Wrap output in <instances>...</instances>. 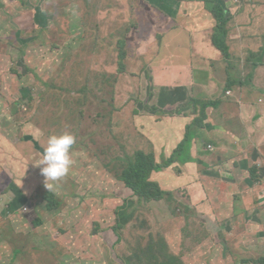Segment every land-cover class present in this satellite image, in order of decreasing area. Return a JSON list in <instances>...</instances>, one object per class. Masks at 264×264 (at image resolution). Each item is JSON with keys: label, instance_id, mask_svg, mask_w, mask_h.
I'll return each mask as SVG.
<instances>
[{"label": "rangeland", "instance_id": "374dc122", "mask_svg": "<svg viewBox=\"0 0 264 264\" xmlns=\"http://www.w3.org/2000/svg\"><path fill=\"white\" fill-rule=\"evenodd\" d=\"M97 1L93 5L84 0H0V264H156L153 260L147 263L148 259L156 256L163 260L158 246L166 250L165 245L170 250L168 253L164 252L166 260L167 254H172L177 257L175 263L178 261V264L259 263L264 258V199L255 209L253 223L244 217V211L252 205L249 201L244 204L233 203L236 209L233 218L225 211L220 217L215 213L212 217L207 216L214 208V197L211 195L217 188L221 204L224 203L225 208L234 200L232 195L225 194L228 181H221V176L211 178L216 185L205 184L209 198L206 196L204 201L198 203L199 212L187 209L184 205L186 197L176 192L169 193L166 201L142 205L133 203L128 208L127 215L136 211L137 218L125 228L122 240L116 243L117 237L104 231L114 221L117 201L120 202L130 193L126 188L120 191L123 186H118L117 177L104 169L102 159H106L108 147L104 135L118 138L122 133L125 141H119L117 153H127L129 156L134 154L139 139L132 130L138 127L136 122L146 124L155 121L162 107L166 104L176 105L179 97L188 94V88L180 84L181 88L175 86L180 83L182 73L185 79L181 83H190L191 87L200 85L201 79H207L213 87L221 86V91L225 88L224 82L230 84L229 88L235 96L241 94L240 89H243L246 97L255 98L254 85L257 82L254 76L264 65L253 67L246 58L252 59L254 53L256 58L259 57L264 48V21L257 27L253 24L250 13H243L246 29L256 28L254 32L257 31V43L232 30L234 22H231L227 38L230 56L227 58L210 41L215 22L201 26V30L200 27L194 29L193 23L189 25L197 16L198 10L192 8L190 0H165L162 7L170 15L174 16L179 11L174 18H164L160 23L161 39L155 38L151 42L142 41L149 37L148 34H152L153 29L155 33L158 26L152 27V19L156 17L147 10L144 0H100L98 4ZM97 6L95 11L94 7ZM68 20L70 33H65L61 38L56 25L64 26ZM85 23L91 30L92 37L91 34H86ZM135 23L139 25L137 33L134 32ZM205 24L207 23L201 25ZM44 26L46 28H42ZM128 26L131 31L126 32ZM125 32L129 44L131 43L129 47L133 48V66L116 80L102 78L103 71L117 70L118 53L114 48V41L118 36H124ZM95 37L96 50L93 51ZM160 41L163 42L160 44ZM142 49L144 52L140 54ZM3 52L8 58L1 56ZM141 55L142 57H137ZM152 57L157 59L153 63ZM13 64L29 77L28 84H24L26 80L23 81L24 87L16 82L19 79L15 75L14 80L5 77L9 71L5 68H11ZM89 71L99 75H95L101 83L97 84V88L103 90L101 96H95L97 103L106 94H114L113 104L111 103L113 108H108L111 111L108 119L96 120L99 121L97 125L91 123V126L95 125L92 138L101 141L95 144L88 141L87 146L78 144L74 148L73 145L70 150L73 163L68 171L70 177L59 181L61 184L58 181H48L53 184L48 190L40 166H36L43 158L41 151L38 150L37 155L33 154L29 161L12 145L20 140L17 128L19 124L22 125L15 120L14 114L18 112L22 118L26 115L30 119L33 117L43 121L45 112L41 109L33 114L23 113L20 110L23 106L21 100L31 107L34 104L36 106L37 100L40 101V104H45L42 110H47L49 115L53 112L50 109L52 106H68L67 102L73 99L70 96L60 99L55 96L59 89L53 87H67L66 83L70 87L83 86ZM226 72L238 78L243 85L236 83L234 78H229ZM263 75L264 71L261 76ZM170 77V81H173L172 91L164 89ZM262 77L261 81L264 82ZM25 85L31 90H23ZM46 85L51 88L54 96L44 95ZM217 95L216 91L215 97ZM31 100L36 101L32 103ZM252 104L242 103L239 107L235 106L231 113L248 117L250 107L254 111ZM69 107L70 105L65 110L62 122L61 118H54L59 121L54 126L55 129L58 130L61 124H65L68 132L83 125V122L71 119L68 110L72 108ZM227 107L228 104L214 115L222 123ZM135 108L140 111L139 115L134 113ZM180 108L181 105L178 109ZM10 109L14 114L10 113ZM216 117H213L214 121ZM115 120L120 121L119 129L114 127ZM34 125L36 126L35 123ZM31 126L24 125L23 132L33 133ZM100 126L107 131L98 128ZM40 137L41 134L33 136L36 141H40ZM205 139L208 141L210 137L206 136ZM215 142L220 146L216 140ZM89 144L106 151L100 154L97 149L88 147ZM185 146H189V140ZM111 151L113 155V150ZM186 153L187 150L183 149L174 154V158L185 156ZM220 154L218 148L211 155L215 168L222 164L218 160ZM161 171L162 168L152 175L153 180L163 189L182 188L193 182L177 181L179 178H186L185 173L176 178L172 171L169 176L162 175L164 179H172L161 182L157 175ZM5 188L8 189L6 194L1 192ZM239 189L243 190V186L240 185ZM47 191H52L60 202L55 212L45 209L43 195ZM188 192L190 198L196 200L191 186ZM261 197L264 195L259 196L257 201ZM217 198L219 196L214 200ZM217 205L218 203L215 208ZM37 207L39 209L36 210ZM37 214L41 215L45 223L39 228H33L32 219ZM60 229L68 231L64 233ZM98 231L100 234L96 233ZM139 247L142 255L138 253Z\"/></svg>", "mask_w": 264, "mask_h": 264}, {"label": "trees", "instance_id": "16d2710c", "mask_svg": "<svg viewBox=\"0 0 264 264\" xmlns=\"http://www.w3.org/2000/svg\"><path fill=\"white\" fill-rule=\"evenodd\" d=\"M86 3H94L96 0H84ZM188 1V0H185ZM190 1H195V0H190ZM200 1L204 5V10L208 13L206 15H209L208 18V24L211 22H215L216 24L212 27L213 33L211 34L210 41L211 43L219 49L224 56H227V58L230 56L229 54V48L230 45L228 44L227 38H228V33H229V27L230 23L232 21V17H234V14L231 12L229 6H228V1L227 0H196ZM239 1V0H237ZM236 1V3H237ZM100 2V0L97 1V4ZM147 2V4H146ZM165 0H144L143 4L147 7V10L151 13H154L155 19H152L151 25L152 27L158 26L155 30H152V34L154 33V36L152 37V34H148V38L144 39L142 42H151L154 41L155 38L160 37V29L162 23L164 21V18H174L177 14L178 11L175 13L174 16L170 15L168 11H166L162 6L164 5ZM230 3H234V0H230ZM95 11L98 9L97 7H94ZM184 11V10H183ZM161 14V15H159ZM69 17V16H68ZM162 19V20H161ZM187 19V18H186ZM69 20L64 23V26L56 25V27L59 30V35L62 38L65 33H70L69 31ZM164 26V25H163ZM201 26H207L201 25ZM200 26L199 30L202 29ZM86 34H91L92 37V32L91 30L86 26ZM46 28V26L42 27ZM96 28L98 29V26L96 25ZM208 29V28H207ZM131 31V27H127V31ZM139 30V25L135 23L134 25V32L137 33ZM126 32L124 36H118L115 38L114 41V48L116 49L118 53V61L117 65L118 68L114 72H108V71H103L102 78H105L107 80H116L118 79L122 74L128 72V69H131L133 64H131V58L134 55L132 52L133 48H130ZM166 33V32H164ZM159 35V36H158ZM163 35V34H162ZM85 37V36H84ZM83 37V38H84ZM98 37V36H97ZM97 37H95L94 42H93V51L96 50V41ZM151 37V39H150ZM161 39V37H160ZM159 39V40H160ZM141 40V36L139 37V41ZM139 41H135V43H139ZM163 41H160V44ZM141 45V44H140ZM255 45V44H254ZM252 46V48L254 47ZM138 46V45H137ZM251 48V49H252ZM23 50V49H22ZM23 52H25L23 50ZM143 49L141 50L140 54H143ZM255 52V51H254ZM250 54V53H249ZM22 56H25V53L22 54ZM138 58L142 57L137 56ZM129 58V59H128ZM264 48L261 50V54L259 57L256 58V55L254 53V57L250 59L247 57V62L251 63L253 67H256L257 65H264ZM152 63L155 62L157 59L151 58ZM159 63V62H157ZM14 71L16 69H13ZM30 72L34 74V71L32 69H29ZM19 76H23L22 73H20V70H17L16 72ZM229 78H234L237 82L241 83L238 78L233 76L231 73L226 72ZM97 73H94L93 71H89L87 75L84 78V82L86 83L83 86H75V87H70V84L66 83L67 87H53L55 89H59V91L55 92V96L59 97L60 99H63L65 96H70L73 99L71 101L67 102L68 106L72 109H69V114L71 115L72 120H79L83 122V125L78 127L75 131H68L69 133H72L75 136V143L74 146H77L78 144H84L88 145L87 142L90 141L92 144H95V142H100L99 140H95L92 138V135L94 133V128L95 125L98 124L99 121L96 120H101V119H108V115L111 113L109 109H112L113 106V99H114V94H106L103 96L100 101L97 103V100L95 96H101L103 90L101 91L100 89L97 88V84H101L97 78H95V75ZM35 75V74H34ZM97 76H99L97 74ZM225 88L224 90L217 95L216 97L213 96H199L195 94V97L191 100L194 104L195 112L197 113L196 117L193 119L194 123H190L188 125V133L186 134L185 138L183 141L180 143L178 148L173 151L170 157L168 158H163L161 162L157 161L156 154H155V139L151 135L150 131L146 130L143 127V124H137L138 127L133 128V134H136L138 136V148L135 150L134 154L132 156L127 155V153H117L116 149L120 148V142L119 141H125L124 137L122 136V133L117 137H110L107 135H104V139L107 141L108 147L107 149V156L106 159H102V164L104 169L113 174V176L117 177L116 182H118V186H123L120 188V191L122 192L124 188L129 191L130 195L128 197H125L120 199V202L117 201V205L114 208V221L113 223L109 226V228L105 229L104 232L108 234H114L117 239L116 243H119L122 240L123 236V231L125 228L130 225L136 218H137V212L130 213L127 215V210L129 207L132 206L133 203H137V205H142V204H150L151 202H157V201H163L167 199L168 194H172L173 192H176L178 195L181 193V195L188 197V190L185 188L180 189V188H175L173 190L170 189H163L158 182L154 181L152 179V174L154 171H157L159 169H163L166 167L171 166L173 163L177 161H187L192 158L191 153H190V130L194 125V130L197 129V127L205 126L206 121H209L212 116V109H214L218 103H221L223 100L226 99V91L230 87V84L225 83ZM31 90V88H29ZM51 88L46 85V92L44 93L45 96H48L51 94ZM230 91V90H229ZM228 91V93H229ZM33 92H31L30 95H32ZM47 94V95H46ZM54 96V94H51V97ZM225 97V98H224ZM32 103H34L36 100H31ZM38 101V100H37ZM112 103V104H111ZM73 104V105H72ZM45 104H38L33 107L25 103L24 106H26V109L24 106H22V109H20L23 113H35L37 110L41 109L42 112H45V119L43 121H40L39 119L36 118H29V116L23 115V119L18 112L15 114V120H18L19 124L17 128V135L19 136L20 140L18 142H14L12 144L14 148L18 150V152L23 156L31 161V156L35 154L38 150L41 151V154L43 155V150L44 147H46L47 140L49 136L53 135V132L56 131V134H62L64 132H67V126L65 124H61V126L57 129L54 128L55 125L59 123V121H55L54 118H58V120L61 118L60 122L63 121V116L65 114V110L68 108V106H61L59 108H54L53 106L50 108L53 110L48 115L47 110H42L43 106ZM72 105V106H71ZM30 106V107H29ZM69 107V108H70ZM74 107V108H73ZM49 109V110H50ZM19 110V109H18ZM17 110V111H18ZM19 110V111H20ZM120 111V110H119ZM134 113L140 114V111L138 108L134 109ZM73 116V117H72ZM115 125L114 127L120 128V121L115 120ZM36 124V126L34 125ZM91 123L95 124L94 126H91ZM31 124L33 126H31ZM24 125H30L32 127L33 133L31 134H26L23 132V127ZM35 126V127H34ZM102 129L104 132L107 131L106 128L100 126L98 127ZM40 141H36L33 136H39ZM130 136V135H129ZM189 140V146H185L186 142ZM144 141H146L144 143ZM24 147L27 149L24 150ZM88 147H92L97 149V151L100 154H103V152L99 148H96L92 145L89 144ZM91 149V148H90ZM111 149L113 150V155L111 154ZM183 149L187 150V153L185 156H181L178 158H174V154L178 153L179 151H182ZM37 155V153L35 154ZM74 168V167H73ZM70 174L67 173L63 178H61L59 181H65ZM58 181V184L60 183ZM1 184V182H0ZM61 184V183H60ZM7 188L1 189V192L6 194ZM120 194V193H118ZM43 198L45 199V209L49 212H55L60 205V202L57 200L56 195L52 191H47L44 195ZM172 198H170L171 200ZM173 201V199H172ZM187 209H191L190 203H184ZM39 209V207L36 208V210ZM45 221L43 218H41L40 214L35 215V217L32 219V224L33 228H39L43 226ZM99 228V226H98ZM62 232L66 233L68 231H65L63 229H60ZM97 234H100V231L96 232ZM109 238H107V243H108ZM105 242V241H104ZM161 245H164V243H161ZM142 247V246H141ZM141 247H139V254L142 255L141 253ZM36 249V247H33ZM160 252L163 254L164 261L159 258V257H151V259H148L147 263H150L151 260L156 261V264H178V261L175 263V260L177 257L167 254V260L166 257L164 256V252H170L169 247L165 245V249H162V246H158ZM152 247L149 248L151 251ZM166 260V261H165ZM256 264H264V258H262L259 263L256 262Z\"/></svg>", "mask_w": 264, "mask_h": 264}, {"label": "crops", "instance_id": "0c3cea01", "mask_svg": "<svg viewBox=\"0 0 264 264\" xmlns=\"http://www.w3.org/2000/svg\"><path fill=\"white\" fill-rule=\"evenodd\" d=\"M227 1L231 12L234 14V17H232L234 28L232 30L243 36L250 37V41L257 43V37H255L257 31L254 32L256 28L253 30L246 29V26L243 24V13L248 11L252 17L253 24L257 27L260 26L264 21V0H234V3H230V0ZM190 5H193L192 8L198 10L197 16L194 17V20L189 22V25H192L193 23L195 29L200 27L201 24L207 23V17L209 15H206L208 13L204 10L203 3L195 0L192 1ZM208 25L209 24L207 23V26ZM201 37H204V35H201ZM1 54L2 57L8 58L7 55H3L4 52ZM156 65L158 67L159 63ZM172 65L174 64L172 63ZM5 69L9 70L5 75L6 78L14 80L13 75H15L19 79L16 81L18 84H21L23 87L25 82L28 84L29 77L24 74L23 71H20L23 76H19L16 73L17 70H19L18 66L13 64L11 68ZM13 69L16 70L14 71ZM263 71L264 68L260 69L257 75L254 76V79L257 82V85H254L256 91H254L256 94L255 98L246 97L243 89H240L241 94L235 96L232 89L228 88L226 96H229L211 110L212 116L209 121H206V125L197 127L196 130H194L193 125L189 132L190 153L192 156L190 160L184 162L181 160L177 161L171 166L163 168V171L157 172L158 178L161 182L170 181L172 179L162 178L163 174L169 176L170 171L173 172V176L176 178L179 174L185 173L184 176H186V178H179L177 181H193L191 184L183 186L180 189L185 188L188 190L190 186L192 191L194 189L196 200H194L193 197L190 198L188 192V197H186L185 203H190L191 209H196L197 211L199 210L198 203L204 201L206 196L209 198L205 184L216 185L215 181H211V178L217 179V176H221V181H228L225 194L232 195L234 200L229 207L225 208L224 203L221 204L220 192L217 188V191L211 196L214 197V199L217 196H219V198H217V200L213 199L212 205L214 208H212V212L206 214L209 217H212L214 213L220 217L223 211H225L228 212L229 217L233 218L236 212L233 203L238 204L242 202L244 204V202L249 201L252 205L248 206L246 211H244V217L247 218L248 222L253 223L256 216L254 213L255 209L264 199V197H261V199L257 201L259 196L264 195V82L261 81V74ZM212 78L215 79L214 77ZM179 79L180 83L175 84V86L181 88L179 86L180 84L188 88L189 92L187 91V95L179 97L176 101V105L166 104L162 107L160 115H157L159 117L153 122L144 124L138 119L140 124H143V127L150 131L155 139L154 150L158 162H161L164 157L168 158L171 156L173 151L178 148L188 133V125L194 123L193 119L196 117L197 113L195 112L194 104L191 100L195 97V94L199 96L207 95L215 97L216 91L218 92V95L222 92L220 90L221 86L219 87L217 85L213 87L207 79H201L200 85H194L193 87H191L190 83H181L182 80L185 79L183 73ZM262 79L264 80V75ZM170 80L171 77L169 78V82L166 83L168 86L166 85L164 89H171L172 91L173 88L171 87V84L173 81ZM222 83L225 84L224 82ZM236 83L239 82L236 81ZM239 84L243 85L242 83ZM222 89L224 90V88ZM23 90L28 91L29 88L25 85ZM229 90L231 91L230 93H228ZM21 101L24 106L26 102L23 100ZM39 102L40 101H37L36 105H38ZM242 103H253L252 106H254V111L253 108L250 107L248 117L240 116L239 114L233 115L231 113L235 106L239 107ZM227 104V114L224 117V123H222L220 118H217L214 115L215 112ZM180 105L181 108L178 109ZM24 107L26 109V106ZM10 113H13L11 109ZM213 117H216V121L213 120ZM206 136L210 137L208 141L205 139ZM215 140L220 146H217ZM210 145L213 149H209L208 146ZM218 148H220L221 152L218 160L222 161V164L217 168L221 171L215 168L211 162V155H213ZM153 173H155V171ZM152 179H154L153 175ZM240 185L243 186V190L239 189ZM216 203H218V205L215 208Z\"/></svg>", "mask_w": 264, "mask_h": 264}, {"label": "clouds", "instance_id": "9594fccd", "mask_svg": "<svg viewBox=\"0 0 264 264\" xmlns=\"http://www.w3.org/2000/svg\"><path fill=\"white\" fill-rule=\"evenodd\" d=\"M75 143L72 133L53 134L49 136L43 150V158L36 166H40L41 175L45 178V187L50 190L53 184L48 181H59L69 171L73 161L70 150Z\"/></svg>", "mask_w": 264, "mask_h": 264}, {"label": "built area", "instance_id": "2783aa9c", "mask_svg": "<svg viewBox=\"0 0 264 264\" xmlns=\"http://www.w3.org/2000/svg\"><path fill=\"white\" fill-rule=\"evenodd\" d=\"M209 147V149H213V147L210 145V146H208Z\"/></svg>", "mask_w": 264, "mask_h": 264}]
</instances>
